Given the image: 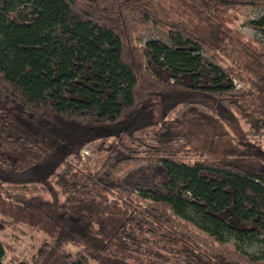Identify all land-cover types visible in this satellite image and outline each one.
Returning a JSON list of instances; mask_svg holds the SVG:
<instances>
[{"label":"trees","instance_id":"trees-1","mask_svg":"<svg viewBox=\"0 0 264 264\" xmlns=\"http://www.w3.org/2000/svg\"><path fill=\"white\" fill-rule=\"evenodd\" d=\"M158 1L0 0V202L51 234L26 258L1 240L0 264H264L222 236L264 245V41L224 26L261 10L264 35V0H175L213 44ZM151 25L165 42L139 46ZM204 122L214 155L179 134Z\"/></svg>","mask_w":264,"mask_h":264},{"label":"rangeland","instance_id":"rangeland-1","mask_svg":"<svg viewBox=\"0 0 264 264\" xmlns=\"http://www.w3.org/2000/svg\"><path fill=\"white\" fill-rule=\"evenodd\" d=\"M122 1L126 2L129 0ZM153 10H155V12L159 14L158 16L162 19L165 18L168 21L182 22L185 25L187 32L189 31L194 36L199 38L201 37L209 43L213 44V38L216 40L225 38V36L218 31L214 22H210L208 24L204 23L202 20H197L188 10L183 9L175 0H159L158 3L153 5ZM260 14L261 10L259 11L252 8L241 9L235 13V17L233 18L234 20L231 22L226 21L224 26H226V28L230 31H234L236 33L240 32L244 37L253 36L254 38H259L264 41V35L259 34L250 27L246 26L248 21L258 19ZM136 35L138 37L137 42L139 46L146 40L155 39L156 41L164 43L166 39V34L155 28L153 25L140 26ZM226 129L232 131V134L234 135L241 133L240 129L231 123L228 124ZM179 134H183L184 138L189 139L190 142L188 148L199 149L202 153L208 149L209 153L214 155L217 152V148L221 149L222 145H225L226 143V135H223L226 133H223V130L219 128L218 124H207L204 122L198 127L195 125H192V127H180ZM259 150H262V147H260ZM87 151L88 148L85 147L80 151V154L88 156ZM0 208H3V211L8 214L12 223H16V229L10 230L9 227H6L5 229L2 228L0 230V241H11L14 239V253L18 257L26 258L30 256L32 252L38 248L40 241L50 237V227L47 222L40 219V215L38 213H31L28 211H25L24 213H16L9 208L6 202H0ZM222 236L230 247H234L236 250L248 253L250 256H260L264 258V245L260 243V238L239 239L235 237L234 234L223 232ZM66 248L69 252L75 253L77 247L67 245Z\"/></svg>","mask_w":264,"mask_h":264}]
</instances>
